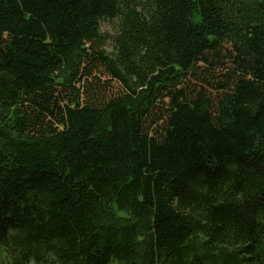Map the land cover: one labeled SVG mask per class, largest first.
Wrapping results in <instances>:
<instances>
[{"label": "trees", "instance_id": "trees-1", "mask_svg": "<svg viewBox=\"0 0 264 264\" xmlns=\"http://www.w3.org/2000/svg\"><path fill=\"white\" fill-rule=\"evenodd\" d=\"M2 251L264 264V0H0Z\"/></svg>", "mask_w": 264, "mask_h": 264}, {"label": "rangeland", "instance_id": "rangeland-1", "mask_svg": "<svg viewBox=\"0 0 264 264\" xmlns=\"http://www.w3.org/2000/svg\"><path fill=\"white\" fill-rule=\"evenodd\" d=\"M108 30L109 29V27L107 26H103L102 27V30ZM4 254V252L2 251V252H0V264H10V262H9V260H8V258L6 257V255H3ZM7 259V260H6ZM8 261V262H7ZM29 264H33V263H29ZM115 264V263H114Z\"/></svg>", "mask_w": 264, "mask_h": 264}]
</instances>
